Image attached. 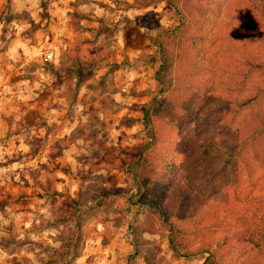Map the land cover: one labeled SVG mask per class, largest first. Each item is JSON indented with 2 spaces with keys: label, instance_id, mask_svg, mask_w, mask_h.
<instances>
[{
  "label": "rangeland",
  "instance_id": "1",
  "mask_svg": "<svg viewBox=\"0 0 264 264\" xmlns=\"http://www.w3.org/2000/svg\"><path fill=\"white\" fill-rule=\"evenodd\" d=\"M21 2H0V264H145L128 259L138 223L149 240L142 251L154 242L165 259L157 264H200L204 255L173 256L153 216L126 202V168L137 159L128 149L144 141L137 110L159 91L151 38L177 22L173 8L167 0H62L66 11H55L58 0ZM71 239V252L56 255Z\"/></svg>",
  "mask_w": 264,
  "mask_h": 264
},
{
  "label": "trees",
  "instance_id": "2",
  "mask_svg": "<svg viewBox=\"0 0 264 264\" xmlns=\"http://www.w3.org/2000/svg\"><path fill=\"white\" fill-rule=\"evenodd\" d=\"M167 2L177 22L151 38L159 91L137 110L144 141L128 149L137 159L126 202L153 216L177 258L264 264V0ZM143 225L130 229L129 261H165L152 240L142 251ZM68 242L56 255L71 252Z\"/></svg>",
  "mask_w": 264,
  "mask_h": 264
},
{
  "label": "crops",
  "instance_id": "3",
  "mask_svg": "<svg viewBox=\"0 0 264 264\" xmlns=\"http://www.w3.org/2000/svg\"><path fill=\"white\" fill-rule=\"evenodd\" d=\"M15 1V0H14ZM16 1H22L21 3L25 6L26 5V3L29 1V2H31V0H16ZM34 1V0H33ZM0 2H2V0H0ZM61 3H63L62 2V0H58V4H56V6H55V11H58V10H60L61 8H62V6H64L63 8H64V10L63 11H66L67 9H68V7H66L65 5H62ZM50 52H52V51H50ZM52 54H53V52H52Z\"/></svg>",
  "mask_w": 264,
  "mask_h": 264
},
{
  "label": "built area",
  "instance_id": "4",
  "mask_svg": "<svg viewBox=\"0 0 264 264\" xmlns=\"http://www.w3.org/2000/svg\"><path fill=\"white\" fill-rule=\"evenodd\" d=\"M45 57L47 58V59H52L53 58V54H52V52H50V51H45Z\"/></svg>",
  "mask_w": 264,
  "mask_h": 264
}]
</instances>
